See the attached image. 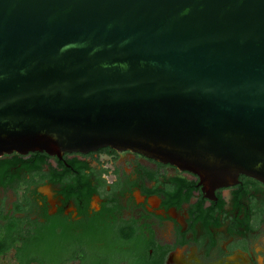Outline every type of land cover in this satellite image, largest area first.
<instances>
[{
    "label": "water",
    "instance_id": "95a60500",
    "mask_svg": "<svg viewBox=\"0 0 264 264\" xmlns=\"http://www.w3.org/2000/svg\"><path fill=\"white\" fill-rule=\"evenodd\" d=\"M106 147L264 184V0H0V157Z\"/></svg>",
    "mask_w": 264,
    "mask_h": 264
},
{
    "label": "flooded vegetation",
    "instance_id": "af4514ba",
    "mask_svg": "<svg viewBox=\"0 0 264 264\" xmlns=\"http://www.w3.org/2000/svg\"><path fill=\"white\" fill-rule=\"evenodd\" d=\"M32 153L0 157L31 165L13 168L11 182L0 184V212L11 216L21 207L14 217L24 233L54 225L85 241L93 227L107 228L122 252L129 240L135 244L136 264H264L263 183L239 175L214 188V200L202 197L196 175L139 153H64L67 166Z\"/></svg>",
    "mask_w": 264,
    "mask_h": 264
},
{
    "label": "trees",
    "instance_id": "16d2710c",
    "mask_svg": "<svg viewBox=\"0 0 264 264\" xmlns=\"http://www.w3.org/2000/svg\"><path fill=\"white\" fill-rule=\"evenodd\" d=\"M32 158L46 157L47 154L33 152ZM31 167L20 158L12 157L0 161V184L7 185L11 182L7 178L9 172L16 167ZM54 170V169H53ZM17 196V193H16ZM23 199L24 196H19ZM22 208L15 206L11 216L0 212V259L9 252L14 251L15 264H69L79 260L81 264H136L135 244L129 240L126 252H122L120 238L107 233V228H92L88 239L74 237L66 229L62 234L57 233L54 225H48L35 234L24 233L18 227L17 213H22ZM83 244L85 249H83Z\"/></svg>",
    "mask_w": 264,
    "mask_h": 264
},
{
    "label": "rangeland",
    "instance_id": "374dc122",
    "mask_svg": "<svg viewBox=\"0 0 264 264\" xmlns=\"http://www.w3.org/2000/svg\"><path fill=\"white\" fill-rule=\"evenodd\" d=\"M0 264H15L13 259V252H9L7 255L0 259Z\"/></svg>",
    "mask_w": 264,
    "mask_h": 264
}]
</instances>
